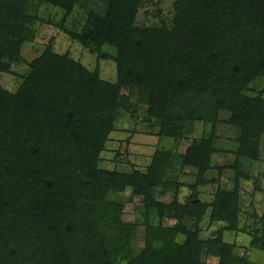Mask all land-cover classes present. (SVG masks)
I'll use <instances>...</instances> for the list:
<instances>
[{
  "label": "trees",
  "instance_id": "16d2710c",
  "mask_svg": "<svg viewBox=\"0 0 264 264\" xmlns=\"http://www.w3.org/2000/svg\"><path fill=\"white\" fill-rule=\"evenodd\" d=\"M77 2L0 0V75L10 71L8 60H17L15 41L33 40L29 25L37 6L61 8L67 17ZM105 2V13L91 12L72 36L98 59L116 63L115 82L65 56L44 54L15 95L0 86V264H204L205 247L219 264H252L223 240L225 231L239 229V192H221L211 206L196 194L162 207L152 189L168 187L161 166L175 159L157 155L147 174H124L99 169L98 157L119 116L121 90L128 88L149 105L144 121L156 120L166 137L201 121L215 123L219 110H232V123L242 131L238 155L255 158L264 100H251L247 92L264 76V0H182L173 21L160 27L138 23L144 0ZM215 152L210 137L196 141L186 156L201 185L218 181L205 178ZM127 188L144 197L147 215L176 219L172 230L179 239L161 243L164 228L150 225L146 248L138 251L131 243L136 226L96 222L102 214L119 215L123 207L107 199ZM209 208L211 222L226 225L204 240L198 225ZM80 237L89 247L99 239L81 258L73 242Z\"/></svg>",
  "mask_w": 264,
  "mask_h": 264
},
{
  "label": "rangeland",
  "instance_id": "374dc122",
  "mask_svg": "<svg viewBox=\"0 0 264 264\" xmlns=\"http://www.w3.org/2000/svg\"><path fill=\"white\" fill-rule=\"evenodd\" d=\"M181 1L144 0L138 13V23L147 27L168 24L173 21L177 5ZM33 6L37 5L32 4ZM106 8L105 0H78L72 13L65 17L61 8L37 6L36 11H33L37 19L29 25L34 31V38L24 44L15 41L17 60L12 58L7 61L10 71L0 75L2 89L15 95L26 78L33 73L31 64L44 54L65 56L90 71L98 70L102 80L115 82L116 63L112 59H98L97 54L91 53L90 48H86L72 36L82 32L91 12L102 15ZM0 14L2 17L4 10ZM103 49L113 56L117 53L108 46ZM249 88L247 95L251 100H264V76L255 79ZM132 92L128 88L121 90L116 104L119 116L114 119L111 132L105 139L98 157V168L124 174H147L157 155L175 159V162L169 159L161 166L164 169L161 171V176L164 174L163 181H170L168 187L157 186L152 189L156 203L162 207L171 206L176 201L185 204L196 194L202 203L211 206L221 192H239V229L225 231L223 240L233 245L234 254L239 259H245L252 264H264V241L261 239L264 230V223L261 221L264 217V134L260 137L255 158L239 157L242 131L232 123L233 112L227 108L218 111L215 123L201 121L187 127L179 137H166L161 133L156 120L150 123L144 121L149 105L147 102L140 103L139 93ZM210 137L216 152L205 178L218 181L201 185L198 181V169L186 163V156L196 141L200 142L203 138L208 140ZM237 166L240 173L236 171ZM109 196L107 200L111 205H120L123 208L119 210L118 216L112 212L100 216L97 213L99 218L96 222L105 223V226L111 228L118 223L136 226L131 243L138 251L146 248L150 225L153 229L164 228L158 237L161 243L179 239V234L172 230L178 221L162 218L156 211L147 215L143 204L144 197L135 195L132 189L127 188ZM211 210L209 208L208 215L198 225L204 240L217 237L218 232L226 225L211 222ZM185 224L191 230H195L197 226L195 221H187ZM98 240L92 241L94 244L90 247L84 237L73 241L79 246V258L88 255L89 248L93 249ZM201 259L204 264H219L220 261L219 257L208 255L206 247Z\"/></svg>",
  "mask_w": 264,
  "mask_h": 264
}]
</instances>
